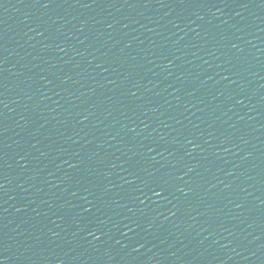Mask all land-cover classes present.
Wrapping results in <instances>:
<instances>
[{
  "label": "water",
  "instance_id": "obj_1",
  "mask_svg": "<svg viewBox=\"0 0 264 264\" xmlns=\"http://www.w3.org/2000/svg\"><path fill=\"white\" fill-rule=\"evenodd\" d=\"M246 264H264V0H202Z\"/></svg>",
  "mask_w": 264,
  "mask_h": 264
}]
</instances>
